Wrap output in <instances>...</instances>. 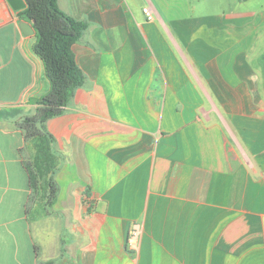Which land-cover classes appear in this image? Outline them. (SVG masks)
Returning a JSON list of instances; mask_svg holds the SVG:
<instances>
[{
	"label": "crops",
	"instance_id": "crops-1",
	"mask_svg": "<svg viewBox=\"0 0 264 264\" xmlns=\"http://www.w3.org/2000/svg\"><path fill=\"white\" fill-rule=\"evenodd\" d=\"M249 1L57 0L88 23L72 45L85 81L45 122L58 190L40 209L17 121L49 81L25 1L0 0V264H264V5Z\"/></svg>",
	"mask_w": 264,
	"mask_h": 264
},
{
	"label": "trees",
	"instance_id": "trees-1",
	"mask_svg": "<svg viewBox=\"0 0 264 264\" xmlns=\"http://www.w3.org/2000/svg\"><path fill=\"white\" fill-rule=\"evenodd\" d=\"M24 1L26 6L17 12V18L31 22L35 29L32 50L43 63L49 89L36 100L34 113L17 121L25 139L19 150H30L29 157L23 161L29 178L30 198L41 199L46 207H50L58 190L53 178L57 158L52 150L53 136L47 131L45 122L63 112L75 89L85 81L72 45L81 37L88 23L61 10L57 0ZM41 264H49V261Z\"/></svg>",
	"mask_w": 264,
	"mask_h": 264
},
{
	"label": "rangeland",
	"instance_id": "rangeland-1",
	"mask_svg": "<svg viewBox=\"0 0 264 264\" xmlns=\"http://www.w3.org/2000/svg\"><path fill=\"white\" fill-rule=\"evenodd\" d=\"M216 1H217L218 6L223 10L228 9L230 4H235L239 2L238 0H230V1H227L228 3L227 2L222 3L219 0H216ZM207 3H208V0H206V5ZM239 3L244 4V2H239ZM248 3L250 7L256 8V7H260L261 5H264V0H250ZM146 19H147V15H146ZM253 52L256 54H261L264 52V34H263L262 40L257 42L256 50ZM29 205L32 207L36 205L37 208L46 209V206L44 205L43 201H41V199H31L30 198Z\"/></svg>",
	"mask_w": 264,
	"mask_h": 264
},
{
	"label": "built area",
	"instance_id": "built-area-1",
	"mask_svg": "<svg viewBox=\"0 0 264 264\" xmlns=\"http://www.w3.org/2000/svg\"><path fill=\"white\" fill-rule=\"evenodd\" d=\"M144 13L147 15V19H151V15L147 8L143 9ZM139 239V230L137 228H133L130 230L127 242L131 247H136Z\"/></svg>",
	"mask_w": 264,
	"mask_h": 264
},
{
	"label": "water",
	"instance_id": "water-1",
	"mask_svg": "<svg viewBox=\"0 0 264 264\" xmlns=\"http://www.w3.org/2000/svg\"><path fill=\"white\" fill-rule=\"evenodd\" d=\"M10 3L13 2V0H8ZM19 27L21 29V32L24 34V35H30L32 34L33 32H35V29L33 28L32 25L29 24V22L27 21H19Z\"/></svg>",
	"mask_w": 264,
	"mask_h": 264
}]
</instances>
